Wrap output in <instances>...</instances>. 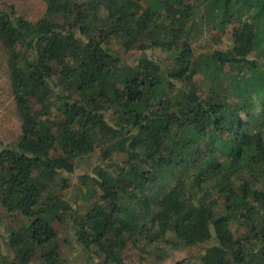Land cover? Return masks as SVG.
Listing matches in <instances>:
<instances>
[{
    "label": "trees",
    "instance_id": "1",
    "mask_svg": "<svg viewBox=\"0 0 264 264\" xmlns=\"http://www.w3.org/2000/svg\"><path fill=\"white\" fill-rule=\"evenodd\" d=\"M44 1L0 6V264H264V0Z\"/></svg>",
    "mask_w": 264,
    "mask_h": 264
},
{
    "label": "rangeland",
    "instance_id": "2",
    "mask_svg": "<svg viewBox=\"0 0 264 264\" xmlns=\"http://www.w3.org/2000/svg\"><path fill=\"white\" fill-rule=\"evenodd\" d=\"M1 7H14L16 11L27 17L28 19L35 21L44 16L46 11V3L44 0H0ZM207 36L200 41H196L194 43L196 53L204 52L210 46H214L213 42L207 40ZM208 46V47H207ZM117 49L121 52H124L123 47L118 44ZM128 57V54H127ZM8 55L0 42V147L4 144H8L9 142L16 140L19 135L21 134V121L18 116L14 95L11 87V80L9 76V71L7 67L8 63ZM120 156V155H119ZM96 155L93 158V162L96 160ZM85 167L78 168L74 173L67 174L70 178L71 183L74 185L73 188H69L64 190L62 193L65 197L71 196L73 200H77V207L79 212H84L88 206V200L85 199L83 195V191L81 190V184L79 177L83 173V169ZM94 198L89 200V204L93 202ZM10 221L6 220L5 218L0 223V244L2 250L6 251V246L2 239L1 232H4V226ZM63 231L61 235V241L64 242V235L66 231L65 226H61ZM74 242V240H73ZM131 252V253H130ZM128 252V259L136 260L138 256L135 255L132 251ZM201 247L198 246H188L184 249H177L175 251L174 257L165 260L164 264H172L175 260L181 259L183 257H194L193 259H197L200 255ZM140 255V253H139ZM150 262H154L155 258L153 256L149 257ZM77 262V263H76ZM82 261L81 259H75L73 261L74 264H80Z\"/></svg>",
    "mask_w": 264,
    "mask_h": 264
}]
</instances>
